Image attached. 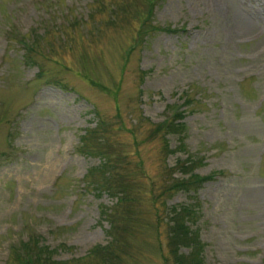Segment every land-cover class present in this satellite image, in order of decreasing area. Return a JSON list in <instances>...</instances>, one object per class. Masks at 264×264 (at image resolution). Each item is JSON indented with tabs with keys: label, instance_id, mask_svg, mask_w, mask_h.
I'll list each match as a JSON object with an SVG mask.
<instances>
[{
	"label": "rangeland",
	"instance_id": "1",
	"mask_svg": "<svg viewBox=\"0 0 264 264\" xmlns=\"http://www.w3.org/2000/svg\"><path fill=\"white\" fill-rule=\"evenodd\" d=\"M91 2L0 0V264L30 234L63 264H171L164 217L177 202L197 206L201 264H264V0H158L150 22L174 30L139 41L145 0ZM25 34L40 76L22 60ZM170 106L185 130L166 135L167 152L147 134ZM103 148L134 191L116 231L99 213L113 196L84 189ZM187 152L202 158L195 172H223L162 190Z\"/></svg>",
	"mask_w": 264,
	"mask_h": 264
},
{
	"label": "trees",
	"instance_id": "2",
	"mask_svg": "<svg viewBox=\"0 0 264 264\" xmlns=\"http://www.w3.org/2000/svg\"><path fill=\"white\" fill-rule=\"evenodd\" d=\"M94 1L97 3L101 2V0H92L93 3ZM156 1L158 0H145L147 3L146 8L135 14L137 18L138 16L141 18L140 25L136 31V41L143 40L141 39V35H146L149 31H153L154 28L169 31L174 30V28L169 24L155 25L150 22V14L152 12L153 2L155 3ZM92 2L91 4H93ZM120 4L122 5L119 6V11L121 13H125L126 4L124 2ZM92 10L93 9L89 11L88 15L92 14ZM113 14H116V12H113ZM18 40L21 42L24 50L22 54V60L26 62V64L36 63L38 65L36 74L37 76L42 75L41 67L39 66L38 62L33 59L31 52V42L34 40V37L32 36L31 40L28 41L25 34V36L21 35ZM129 48L131 49L132 47L130 46ZM53 82L59 84L57 81ZM182 98L183 103H189L190 99L187 97V89L184 90ZM183 109L184 108H180L179 106H170L167 108V115L156 123H151L149 128L147 136H154L157 133L160 134L163 145L167 152L174 151V148L168 147L166 135H177L180 140L184 137V123L182 120H180L185 112ZM104 128L105 124L102 119H100L99 123H95V125L89 131L86 130L81 136L79 148L88 152L86 148L91 142L88 140V138L91 136V134L92 137L95 134L101 135L100 130ZM177 147H184L182 141L178 142ZM104 149L105 148L101 149L100 151L97 149L98 153H100L101 159L99 160L98 164L89 168L90 170L86 176L88 178L86 181L87 186L85 187L84 184V189L92 190V193L96 196H100L103 192L109 196H113L114 199L110 206L99 202V213H101L103 218H106V221L109 223V228L116 231L119 227V225L117 226L119 221L121 219H127L131 213L130 202L134 198V191L130 193L131 189L129 186L131 185H128L123 176L114 170L115 165L120 162L117 155L115 157ZM201 160V156L199 157L195 153L187 152L185 157L175 162V169L179 175L172 177L162 190L169 191L180 189L189 190L191 188L195 189L197 183L212 179L216 174L223 172L220 169L212 170L203 174L195 172V166L200 163ZM196 213L197 206L193 202H177L168 205V210L166 213L167 215L164 217V223L166 226V246L169 252L167 258L172 261L171 264H201L199 261L197 228L192 226L193 221L197 220L198 217ZM160 220L161 219L156 218V225ZM111 232L110 235H112ZM112 238L116 239L113 235ZM36 241L37 237L31 236L30 234L25 240L21 241L19 246H12L10 249L11 253L9 252L10 254L3 264H63L64 261L51 258L49 252L52 249L49 248L47 250L42 248L41 245H39ZM181 245L186 247L188 246L189 250H187L185 253L177 252L178 247ZM99 249L101 252H103L101 248ZM108 252L109 251L106 250L105 254ZM97 263H100V260L97 259Z\"/></svg>",
	"mask_w": 264,
	"mask_h": 264
}]
</instances>
